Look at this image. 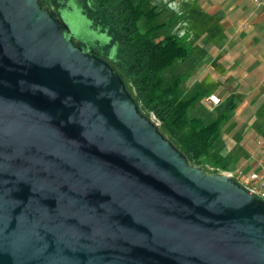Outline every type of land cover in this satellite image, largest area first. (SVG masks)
<instances>
[{
	"label": "water",
	"instance_id": "obj_1",
	"mask_svg": "<svg viewBox=\"0 0 264 264\" xmlns=\"http://www.w3.org/2000/svg\"><path fill=\"white\" fill-rule=\"evenodd\" d=\"M41 0H0V264H264V200L192 164Z\"/></svg>",
	"mask_w": 264,
	"mask_h": 264
},
{
	"label": "trees",
	"instance_id": "obj_2",
	"mask_svg": "<svg viewBox=\"0 0 264 264\" xmlns=\"http://www.w3.org/2000/svg\"><path fill=\"white\" fill-rule=\"evenodd\" d=\"M74 3L90 25L106 33L109 39L88 45L78 40L70 27L68 35L109 63L135 98L140 111L155 113L161 121L162 133L190 163H204L216 147L222 124L233 115L234 102L216 110L215 117L190 113L200 103L201 92L191 96L179 94L181 85L188 79L186 73L164 77V72L177 59L191 54L185 36L172 32L169 21L159 22L158 7H147L144 0H41L45 8L55 11L66 24L61 11L72 8Z\"/></svg>",
	"mask_w": 264,
	"mask_h": 264
},
{
	"label": "crops",
	"instance_id": "obj_3",
	"mask_svg": "<svg viewBox=\"0 0 264 264\" xmlns=\"http://www.w3.org/2000/svg\"><path fill=\"white\" fill-rule=\"evenodd\" d=\"M185 3H189V56L196 68L189 87L199 81L217 82L221 92L210 91L200 104L205 105L210 94L221 99L213 105L216 110L234 102L227 136L221 139L227 154L219 157H230L237 163L233 169L258 170L264 164L263 0H185L179 6Z\"/></svg>",
	"mask_w": 264,
	"mask_h": 264
},
{
	"label": "rangeland",
	"instance_id": "obj_4",
	"mask_svg": "<svg viewBox=\"0 0 264 264\" xmlns=\"http://www.w3.org/2000/svg\"><path fill=\"white\" fill-rule=\"evenodd\" d=\"M147 7L157 6L160 14L158 17L159 22L169 21V28L172 32L179 36H185V42L189 46V3L186 5L179 6L180 2H185V0H144ZM180 7L179 9L177 7ZM185 8V9H184ZM53 14L57 16L55 11H52ZM62 17L65 19L69 27L71 28L72 33L78 40L85 41L88 45L96 44L97 40L99 42L104 43L107 42L109 37L106 33L98 31L96 28H93L90 25L89 20L86 15L82 12L81 8L77 6L75 3L72 5V8L62 9L61 11ZM61 20V19H60ZM161 33V32H160ZM159 33V34H160ZM161 35V34H160ZM161 38V36L159 37ZM158 38V39H159ZM85 52H89V48L83 49ZM192 59L188 56L185 59H177L174 65L168 68L164 72V77L168 79L171 75L177 73H186L188 79L183 82L179 89V94L181 96H191L197 92H201L203 96L208 94L210 91H215L220 93L219 84L217 82L212 83L211 85H205L200 81L194 85L192 88L189 87V75L196 70V68L192 67ZM205 105L197 103L196 106L190 109V113H205L209 117L216 116V107L210 104L208 101H205ZM193 110V111H192ZM153 113V112H150ZM155 114V113H154ZM231 120V119H230ZM230 120L226 121L221 126L220 136L216 142V147L210 153V155L206 158L204 163L200 164L201 167L209 170L211 166H216L220 168H236L237 163H234L230 157H224L220 159L219 156L225 155L228 149L226 146L224 147L221 144V139L224 136H227V130L230 127ZM247 172L251 171V169H246Z\"/></svg>",
	"mask_w": 264,
	"mask_h": 264
},
{
	"label": "built area",
	"instance_id": "obj_5",
	"mask_svg": "<svg viewBox=\"0 0 264 264\" xmlns=\"http://www.w3.org/2000/svg\"><path fill=\"white\" fill-rule=\"evenodd\" d=\"M207 101H209L214 106L219 105L221 103V99L215 94L208 95ZM149 115L155 122L161 125V121L154 113H150ZM209 170L213 172L224 173L228 176L235 178L250 193L256 194L264 200V164H262L258 170H253L249 172L243 169H226L216 166H211Z\"/></svg>",
	"mask_w": 264,
	"mask_h": 264
},
{
	"label": "flooded vegetation",
	"instance_id": "obj_6",
	"mask_svg": "<svg viewBox=\"0 0 264 264\" xmlns=\"http://www.w3.org/2000/svg\"><path fill=\"white\" fill-rule=\"evenodd\" d=\"M159 119V118H158ZM160 120V119H159Z\"/></svg>",
	"mask_w": 264,
	"mask_h": 264
}]
</instances>
